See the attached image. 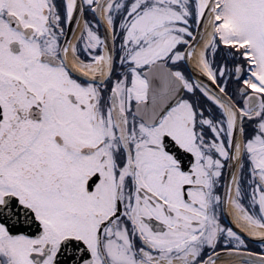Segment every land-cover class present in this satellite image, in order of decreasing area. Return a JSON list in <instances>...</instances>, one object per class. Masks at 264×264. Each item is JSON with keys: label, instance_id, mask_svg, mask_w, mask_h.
Wrapping results in <instances>:
<instances>
[{"label": "snow or ice", "instance_id": "obj_1", "mask_svg": "<svg viewBox=\"0 0 264 264\" xmlns=\"http://www.w3.org/2000/svg\"><path fill=\"white\" fill-rule=\"evenodd\" d=\"M0 264H264V0H0Z\"/></svg>", "mask_w": 264, "mask_h": 264}, {"label": "flooded vegetation", "instance_id": "obj_2", "mask_svg": "<svg viewBox=\"0 0 264 264\" xmlns=\"http://www.w3.org/2000/svg\"><path fill=\"white\" fill-rule=\"evenodd\" d=\"M78 31V30H77ZM225 219H228L227 217Z\"/></svg>", "mask_w": 264, "mask_h": 264}, {"label": "bare ground", "instance_id": "obj_3", "mask_svg": "<svg viewBox=\"0 0 264 264\" xmlns=\"http://www.w3.org/2000/svg\"><path fill=\"white\" fill-rule=\"evenodd\" d=\"M78 30V29H77Z\"/></svg>", "mask_w": 264, "mask_h": 264}]
</instances>
